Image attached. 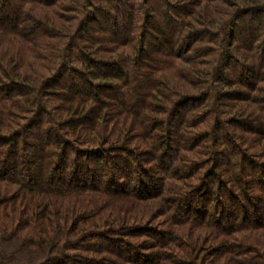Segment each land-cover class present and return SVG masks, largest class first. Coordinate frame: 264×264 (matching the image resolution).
I'll use <instances>...</instances> for the list:
<instances>
[{
    "label": "trees",
    "instance_id": "16d2710c",
    "mask_svg": "<svg viewBox=\"0 0 264 264\" xmlns=\"http://www.w3.org/2000/svg\"><path fill=\"white\" fill-rule=\"evenodd\" d=\"M0 264H264V0H0Z\"/></svg>",
    "mask_w": 264,
    "mask_h": 264
}]
</instances>
